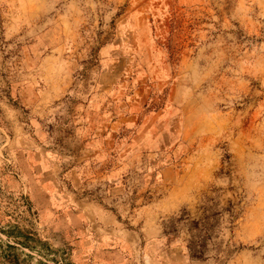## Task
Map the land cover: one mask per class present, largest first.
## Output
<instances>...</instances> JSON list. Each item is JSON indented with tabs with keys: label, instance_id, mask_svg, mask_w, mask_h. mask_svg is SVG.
Listing matches in <instances>:
<instances>
[{
	"label": "rangeland",
	"instance_id": "obj_1",
	"mask_svg": "<svg viewBox=\"0 0 264 264\" xmlns=\"http://www.w3.org/2000/svg\"><path fill=\"white\" fill-rule=\"evenodd\" d=\"M32 156L127 224L152 206L184 264H264V0H0L1 264H52ZM207 198L221 263L184 246Z\"/></svg>",
	"mask_w": 264,
	"mask_h": 264
},
{
	"label": "crops",
	"instance_id": "obj_2",
	"mask_svg": "<svg viewBox=\"0 0 264 264\" xmlns=\"http://www.w3.org/2000/svg\"><path fill=\"white\" fill-rule=\"evenodd\" d=\"M17 162L30 209L52 237V264H184L180 247L165 243L150 213L152 206L140 207L127 224L116 211L91 198L65 194L58 183L60 173L44 171L43 156ZM27 251L26 263L44 264L45 254L41 258Z\"/></svg>",
	"mask_w": 264,
	"mask_h": 264
},
{
	"label": "trees",
	"instance_id": "obj_3",
	"mask_svg": "<svg viewBox=\"0 0 264 264\" xmlns=\"http://www.w3.org/2000/svg\"><path fill=\"white\" fill-rule=\"evenodd\" d=\"M209 203V204H208ZM234 203L227 200L226 206H222L219 201L211 198L206 199V203L202 205L201 216L191 219L188 213L184 210V246L190 258L196 260L206 259V251L208 246H212L215 250V260L221 263L229 256L230 250L226 251L220 247V244L213 242L216 225L220 217L226 213L231 219L235 216Z\"/></svg>",
	"mask_w": 264,
	"mask_h": 264
}]
</instances>
